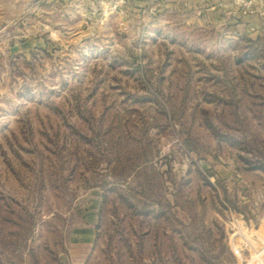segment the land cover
<instances>
[{
    "label": "rangeland",
    "instance_id": "1",
    "mask_svg": "<svg viewBox=\"0 0 264 264\" xmlns=\"http://www.w3.org/2000/svg\"><path fill=\"white\" fill-rule=\"evenodd\" d=\"M0 264H264V0H0Z\"/></svg>",
    "mask_w": 264,
    "mask_h": 264
},
{
    "label": "built area",
    "instance_id": "2",
    "mask_svg": "<svg viewBox=\"0 0 264 264\" xmlns=\"http://www.w3.org/2000/svg\"><path fill=\"white\" fill-rule=\"evenodd\" d=\"M232 249H233V252H234L235 255H240L241 254L242 249L240 247H238L237 245L233 244Z\"/></svg>",
    "mask_w": 264,
    "mask_h": 264
}]
</instances>
